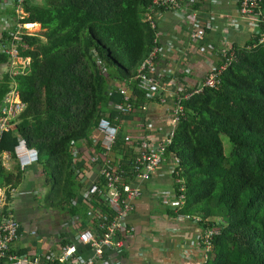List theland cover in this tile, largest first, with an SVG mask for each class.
<instances>
[{
  "label": "trees",
  "instance_id": "obj_1",
  "mask_svg": "<svg viewBox=\"0 0 264 264\" xmlns=\"http://www.w3.org/2000/svg\"><path fill=\"white\" fill-rule=\"evenodd\" d=\"M151 2L26 0L25 21L40 22L42 30L26 37L31 70L17 77L26 108L3 133L0 152L13 153L23 137L53 176L74 143L86 151L102 115L122 99L116 84L134 77L153 49L156 30L142 20ZM259 4L264 18V0ZM232 45L237 59L220 84L183 101L184 116L167 155H177L183 167L181 212L199 215L204 228L219 230L207 264H264V43L252 49ZM7 60L0 53V61ZM10 82L7 74L0 81V104ZM132 91L135 101H149L137 87ZM111 119L119 122L112 113ZM222 135L232 144L228 154ZM125 144L120 132L117 150L123 152ZM25 173L19 165L8 171L0 163V185L17 186ZM64 182L60 210L75 214L78 208L70 201L84 185L74 181L70 161Z\"/></svg>",
  "mask_w": 264,
  "mask_h": 264
},
{
  "label": "built area",
  "instance_id": "obj_2",
  "mask_svg": "<svg viewBox=\"0 0 264 264\" xmlns=\"http://www.w3.org/2000/svg\"><path fill=\"white\" fill-rule=\"evenodd\" d=\"M208 1L209 5L203 4L205 0H152L143 14L142 20L156 30L153 49L139 65L134 77L116 84L115 91L122 99L111 102V112H105L100 118L91 145L86 147V151L85 148L83 152L80 151L84 163L74 166L77 180L84 185L90 169L97 171V177L73 199L72 205L78 209L75 214L68 213L64 221L65 230L45 235L38 228L27 227L17 217L11 204L18 187L12 183L0 185V264H120L111 253L123 249L135 231L129 217L134 210L135 200L142 194L138 181L148 180L164 164L168 148L184 116L183 101L205 88L220 84L222 74L237 59L238 49L232 45L233 41L227 37L226 31L221 32L217 41L212 40L216 23L223 19L235 29L246 28L250 33L246 42L248 49L264 43V18L259 0ZM25 2L0 0V23L3 28L0 52L8 56L5 74L11 78L10 89L0 106V140L4 132L14 127V120L26 108L17 77L25 74L31 65V57L24 54L29 47L26 37L36 36L42 30L40 22L25 21L29 15ZM222 3L234 4L237 13L219 12ZM169 11L189 26V39L194 46L182 51V59L186 61L193 59V56L202 57L199 65L206 70L198 85H183L176 77L179 71L175 64L161 67V61L169 54L172 58L181 57L176 54L173 41H164L163 38L161 16ZM177 66H181V63ZM135 87L144 92L149 101L166 103L172 97L171 122L165 132L145 123L146 129L157 134L156 137L137 132L128 134L123 137L126 147L122 152L116 148L122 118L138 111L140 119H143L142 113L146 112L145 103L137 105L134 102L132 89ZM111 113L118 123L111 119ZM127 150H131L132 155L128 156ZM74 154H79L77 147ZM8 156L9 153L0 152V161L5 165ZM14 156L22 170L39 162L38 150L28 146L23 137L15 146ZM171 158L169 172L176 184L173 208L181 218L201 223V216L180 210L186 188L181 176L183 167L177 155H171ZM100 179L105 181V185ZM218 232V229L211 227L203 229L200 236L204 252L202 264H207L213 236ZM44 237H53L55 241L40 244ZM22 249H26V253L19 254Z\"/></svg>",
  "mask_w": 264,
  "mask_h": 264
},
{
  "label": "crops",
  "instance_id": "obj_3",
  "mask_svg": "<svg viewBox=\"0 0 264 264\" xmlns=\"http://www.w3.org/2000/svg\"><path fill=\"white\" fill-rule=\"evenodd\" d=\"M205 2L206 3H203L204 5H209L208 0H205ZM218 11L231 14L237 13L234 4L224 5L222 3V6ZM161 27L164 33V41H173L176 45V54H178V56L182 55L184 49H192V46H194L189 39V26L177 18L172 12L169 11L162 14ZM224 31H226L227 37L232 40L233 43L235 42L240 46L246 44L249 40L250 33L246 28L235 29L230 22L223 19H219L216 23V30L212 33V40L217 41L221 36V32ZM2 37L3 28L0 23V44ZM184 60L185 59H182V56L180 59H176L172 58L169 54L161 61V67H164V65L169 66L175 64L177 71H179V74H177L176 77L180 78V82H182L183 85H198L204 75V71L206 70L204 66L201 67L199 65V62L202 60L201 55L193 56V59ZM6 62L0 61V81L5 75ZM179 62L181 63V66H177ZM30 70L29 67L25 74H28ZM136 98L137 97L135 96V100ZM135 100L134 102H136L137 105L145 103L146 112L142 113V116H144L143 119H140L141 115L137 114L138 111L122 118V137L137 132L136 134L155 138L157 134L147 130L145 123H148L149 125L151 124L153 128H160L161 132L168 130L171 122L172 97H170L166 103H161L157 100L148 102H137ZM1 105L2 103L0 106ZM141 121L143 122L141 123ZM79 146L80 143H74L70 152L71 155L68 158H65L64 175L61 181L63 194L57 200V202H61L60 209L61 207H65L64 178L66 175V164L69 161L72 162L73 166H76V164H83ZM76 147L79 150L78 155L74 154V149ZM4 152L7 155L9 153L10 157L8 156L7 158V165H5L3 161H0V163L6 170L11 171L19 164L14 156V152L11 153L4 150L1 153ZM130 155L132 154H128V156ZM171 159V155H167L164 164L159 167L151 178L144 181H138L142 194L135 200L134 210L129 217V223L135 227V231L129 236L127 245L123 249L115 250L111 253V256L117 259L120 264H202L203 262L204 252L201 247L200 236L204 227L201 223L181 218L173 208L174 202H176V199L174 198L176 184L173 176L169 172ZM23 171H26V173L24 174L21 183L17 185V194L11 202L17 217L19 212H23L26 215L25 218H27V222L19 217L18 218L27 227L38 228L45 235L59 230H65L64 221L70 214L66 210H60L54 215L55 219H53V221L55 227L53 228L47 225L46 228H42L41 218H32V215H34L35 183L36 181L42 180L45 170L41 164L37 163ZM53 176L52 179L55 184L54 173ZM96 177L97 171H95V169L88 170L86 173L84 188H87ZM45 180L47 181V178ZM74 181H76L78 185L82 184L83 186V182L81 183L77 180L75 169ZM77 183L75 184L76 187ZM5 184L8 183H3L1 185ZM54 186L55 185H53V191ZM76 196L71 199L70 203H72ZM67 205L69 204L67 203Z\"/></svg>",
  "mask_w": 264,
  "mask_h": 264
},
{
  "label": "rangeland",
  "instance_id": "obj_4",
  "mask_svg": "<svg viewBox=\"0 0 264 264\" xmlns=\"http://www.w3.org/2000/svg\"><path fill=\"white\" fill-rule=\"evenodd\" d=\"M112 69H115L114 67H111ZM6 71V70H5ZM222 140L225 147V152L228 154L231 151L232 144L229 140V138L226 135H222ZM66 159H62L60 162H58V167L56 170H54L55 173V184L52 179L51 170L47 169L45 171V174L42 177V180L36 181L35 183V191H34V197H35V203H34V215H32V218H41V227L46 228L47 226H50L51 228L55 227L54 221V215L60 211V201L57 202V200L62 196V177L64 175V169H65V162ZM47 178V181L45 180ZM53 185L54 191H53ZM44 241H50L54 242L53 237H47L42 238V241L40 244Z\"/></svg>",
  "mask_w": 264,
  "mask_h": 264
},
{
  "label": "flooded vegetation",
  "instance_id": "obj_5",
  "mask_svg": "<svg viewBox=\"0 0 264 264\" xmlns=\"http://www.w3.org/2000/svg\"><path fill=\"white\" fill-rule=\"evenodd\" d=\"M18 217L21 218V219H23V220H25L27 222V218H25L26 215L23 212H19L18 213Z\"/></svg>",
  "mask_w": 264,
  "mask_h": 264
}]
</instances>
